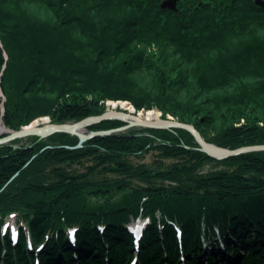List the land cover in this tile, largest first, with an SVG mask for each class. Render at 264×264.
<instances>
[{
	"label": "trees",
	"instance_id": "trees-1",
	"mask_svg": "<svg viewBox=\"0 0 264 264\" xmlns=\"http://www.w3.org/2000/svg\"><path fill=\"white\" fill-rule=\"evenodd\" d=\"M162 1L0 0L6 127L121 100L207 139L264 145V8ZM78 144L59 134L0 145V264H264V153L219 161L138 128ZM139 218L149 225L137 244Z\"/></svg>",
	"mask_w": 264,
	"mask_h": 264
},
{
	"label": "water",
	"instance_id": "water-1",
	"mask_svg": "<svg viewBox=\"0 0 264 264\" xmlns=\"http://www.w3.org/2000/svg\"><path fill=\"white\" fill-rule=\"evenodd\" d=\"M178 3L179 0H163L161 3V8L162 10L178 11ZM255 3L257 6L264 8V0H255ZM6 59H8L7 55ZM1 76L2 74L0 75V78ZM0 95L4 102L2 107V117L0 118V125L2 126L0 135L5 134V136L0 138V145H6L16 140H22L28 137H39L40 139H46L59 134H69L79 139V144L73 147V149H79L85 142L91 139L111 136L117 133L126 132L133 128H138L167 131L185 143L196 145V150L205 153L211 158L219 161L234 157L253 156L264 153V145L241 146L233 140L207 139L192 124L180 122L177 119H174L172 116L163 118L162 112L157 108L148 111L145 109L137 111L131 102L121 100L107 101V108L96 117H94V115H90L81 119L63 121L55 120L50 117H44L35 120L26 126H23L19 130H12L6 127L3 120L5 114L4 104L6 102V98L1 90V86ZM123 104H127L132 107L133 111L124 109ZM148 112L157 113L159 116L157 118H148L146 116ZM110 121H121L124 122L125 125L109 130L91 131L89 129L90 127ZM29 164L30 163H28L26 167Z\"/></svg>",
	"mask_w": 264,
	"mask_h": 264
},
{
	"label": "rangeland",
	"instance_id": "rangeland-1",
	"mask_svg": "<svg viewBox=\"0 0 264 264\" xmlns=\"http://www.w3.org/2000/svg\"><path fill=\"white\" fill-rule=\"evenodd\" d=\"M144 113H146V112H144ZM174 118V117H173ZM175 119V118H174ZM153 156H151V155H149L147 158H146V160L148 161V162H151L152 160H153ZM208 170V169H207ZM10 221H11V223H9V225H10V227L12 228V231H13V241H14V238L16 237V232H18V230H19V227H18V225H16L15 224V221H16V217H11L10 218ZM146 223H147V221L146 220H143L142 222H141V225H142V227L144 228V226L146 225ZM131 226V225H130ZM15 243V242H14ZM16 244V243H15ZM222 248H224L223 246H222ZM225 250H226V248H225ZM210 252V251H209ZM233 255V254H232Z\"/></svg>",
	"mask_w": 264,
	"mask_h": 264
},
{
	"label": "bare ground",
	"instance_id": "bare-ground-1",
	"mask_svg": "<svg viewBox=\"0 0 264 264\" xmlns=\"http://www.w3.org/2000/svg\"><path fill=\"white\" fill-rule=\"evenodd\" d=\"M123 107H124V109H129L130 111H133V108L132 107H130L129 105H127V104H123ZM100 114H96V115H94V117H96V116H99ZM142 115V114H141ZM148 118H157L158 116H159V114H157V113H154V112H148V114L146 115ZM46 121V120H45ZM40 123V122H39ZM2 130V126L0 125V131ZM146 230V228L144 229V231ZM143 234H144V232H143ZM179 236H181L182 237V234H179Z\"/></svg>",
	"mask_w": 264,
	"mask_h": 264
},
{
	"label": "flooded vegetation",
	"instance_id": "flooded-vegetation-1",
	"mask_svg": "<svg viewBox=\"0 0 264 264\" xmlns=\"http://www.w3.org/2000/svg\"><path fill=\"white\" fill-rule=\"evenodd\" d=\"M179 4V3H178Z\"/></svg>",
	"mask_w": 264,
	"mask_h": 264
}]
</instances>
